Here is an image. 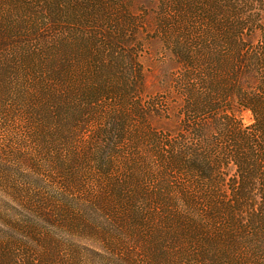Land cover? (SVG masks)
<instances>
[{
	"label": "trees",
	"instance_id": "16d2710c",
	"mask_svg": "<svg viewBox=\"0 0 264 264\" xmlns=\"http://www.w3.org/2000/svg\"><path fill=\"white\" fill-rule=\"evenodd\" d=\"M102 1L0 0V264H264V0Z\"/></svg>",
	"mask_w": 264,
	"mask_h": 264
},
{
	"label": "rangeland",
	"instance_id": "374dc122",
	"mask_svg": "<svg viewBox=\"0 0 264 264\" xmlns=\"http://www.w3.org/2000/svg\"><path fill=\"white\" fill-rule=\"evenodd\" d=\"M92 0H90L91 2ZM128 0H121V3L123 2H127ZM147 0H141L140 3L138 2V0L134 3L131 4V12L132 15H134L135 17H143V13L144 15L147 14H152L151 12L153 11V9L150 11V13H148L147 10V4H146ZM155 1V0H154ZM93 5V4H91ZM108 5V0H103L101 6L97 9L96 12L100 13L102 16L105 17V15L110 11L107 7ZM115 11H117V8L115 9ZM16 12V11H15ZM19 11H17L18 13ZM21 15L23 14V17H17V18H11L9 19V17L11 16L12 12L11 10H5L4 8V12H0V25L4 26L9 25L8 23H5L6 21L9 22H21L22 20H26V14L24 12V9L20 11ZM115 13V12H114ZM150 20V18H148ZM27 20H28V15H27ZM154 26H149L150 28L146 27H142L141 29H139L140 31V35H139V39L138 41V45H137V52L139 53L138 60L141 63L143 70L145 72V83H146V91H145V95L146 96H160L162 95L161 92H159V83L160 80H163V75L167 74L166 72L170 73L173 71V66L169 63V52L166 51L163 47V43H162V37L158 34H153L154 31ZM42 33L37 34V35H42L44 36V41H46V39L48 38L49 40H51L52 42H54L55 40H57V37L53 31V28L49 26V29H45L44 27H42ZM59 30V28L56 29L55 32H57ZM98 32H101L100 30ZM57 34V33H56ZM37 35H33L31 37V39H38ZM142 39V42L140 43V40ZM42 43V42H41ZM129 50V49H128ZM8 57H10L11 54H13L12 51H8ZM0 58L2 59L3 62H5L6 60V55H4L3 53H0ZM9 59V58H8ZM10 60V59H9ZM16 61L18 62V59L11 62L16 64ZM22 67V66H21ZM14 99L11 98V102H13ZM118 103L115 101H113L111 104H107V105H103L106 106L107 108L110 106H115ZM119 105L124 106V107H120V112L125 110V106L124 103H119ZM106 109H104V111H100L99 114H97V116H93L92 119L93 121H99L98 124L101 122V120H103V113L106 112L107 115L112 114L109 111H105ZM99 117V118H98ZM239 117L242 120V123L244 125H249L252 120H251V115L249 112L244 111L241 112ZM153 121L155 120L154 118L152 119ZM152 122V121H151ZM97 122L93 123L91 125V130H95V126L98 125ZM148 128L149 126L147 124H145L144 126L142 125L139 126L138 133H135V137L136 139L139 137H144L145 135V128ZM150 129V128H149ZM140 147H143V144L140 145Z\"/></svg>",
	"mask_w": 264,
	"mask_h": 264
}]
</instances>
